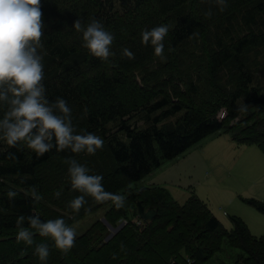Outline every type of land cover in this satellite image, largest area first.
Returning a JSON list of instances; mask_svg holds the SVG:
<instances>
[{
    "label": "trees",
    "instance_id": "1",
    "mask_svg": "<svg viewBox=\"0 0 264 264\" xmlns=\"http://www.w3.org/2000/svg\"><path fill=\"white\" fill-rule=\"evenodd\" d=\"M41 10L39 51L43 56L45 95L50 101L60 97L68 103L78 133L99 132L106 140L109 131L105 126L119 122L117 130L128 143L111 135L103 144L100 160L94 159L89 170L90 174L103 176L105 191L109 192L107 184H114L113 189L119 192L125 188L130 203L119 209L114 205L104 215L111 225L117 219L126 220L125 228L105 244L101 240L104 230L96 222L90 232L94 244L88 240L78 256L72 250L62 252L50 237L35 232L32 245L18 242V217L26 218L24 227H28L27 217L32 215L46 220L32 195L34 190L40 191L41 167L56 157L65 159L77 153L53 148L37 156L23 144L9 147L1 142L0 264H145L151 254L162 264H209L224 251L223 245L240 252L233 264H264V237L253 236L240 219L230 217L232 228L226 230L195 196L180 205L164 189L135 187L164 161L177 158L220 131L229 133L237 143L257 146L264 153V95L250 87L252 76L243 62V54L249 49L260 47L264 52V33L229 44L219 38L221 27L215 26L218 30L214 42L206 49L208 72L215 78L225 65L233 63L235 92L209 101H198V90L190 78L192 68L183 72L185 58L181 54L184 46L195 45L191 43L199 33H205L203 39L209 45L211 39L205 28L216 19L217 23L224 19L225 35H229L228 25L238 15L247 27L255 25L257 18L264 15V0H226L223 6L217 0H41ZM93 18L114 36L112 55L107 60L91 55L83 47L82 33L73 27L77 19L86 25ZM162 24L169 29L163 41V59L154 55L152 46L142 44L140 36L142 30ZM124 49L134 54L132 59L123 55ZM240 98H244V105L238 104ZM245 105L257 111L250 124L244 120L237 126H228L243 113L240 108ZM221 107L227 108L223 121L217 117ZM182 112L184 116L176 124H161ZM137 115L144 116V128L127 124ZM9 191L16 196L9 198ZM85 201L88 206L96 202L87 195ZM242 201L264 215L263 203L253 198ZM137 203L145 210L156 211L154 219L141 220L137 225ZM164 210L170 216L175 211L178 217L171 219L172 225H167L162 237L160 226H153ZM182 215L187 217L184 223H178ZM194 220L200 222L204 234L193 233ZM206 238L212 241L208 246ZM40 239L49 252L54 251L48 255V263L35 254ZM162 239L168 243L167 248Z\"/></svg>",
    "mask_w": 264,
    "mask_h": 264
},
{
    "label": "clouds",
    "instance_id": "2",
    "mask_svg": "<svg viewBox=\"0 0 264 264\" xmlns=\"http://www.w3.org/2000/svg\"><path fill=\"white\" fill-rule=\"evenodd\" d=\"M217 2L221 6L226 4V0ZM42 15L41 0H0V109H4L0 115V141L9 147L23 144L37 156L53 148L95 154L103 147L104 140L94 133H77L68 103L60 97L50 101L45 95L43 56L39 51ZM73 27L82 33L83 47L91 55L102 60L112 55L114 36L98 19L93 18L86 25L77 19ZM168 31V26L163 24L144 29L140 33L141 43L152 46L154 55L163 59V41ZM123 55L132 59L134 54L124 49ZM240 111H246V105ZM67 171L71 188L84 194L68 202L72 210L78 212L84 206L85 195L98 202L110 200L118 209L124 206V195L105 191L102 175L90 174L75 159L69 161ZM32 195L36 201L41 199L35 190ZM55 195L58 197L60 193ZM7 196L12 198L16 193L9 191ZM25 219L24 216L17 218L18 242L32 245L35 232L50 237L62 252L73 247L76 231L63 218L42 221L39 215H32L27 217L28 227L23 226ZM35 254L40 261H46L49 249L44 244L36 245Z\"/></svg>",
    "mask_w": 264,
    "mask_h": 264
},
{
    "label": "rangeland",
    "instance_id": "3",
    "mask_svg": "<svg viewBox=\"0 0 264 264\" xmlns=\"http://www.w3.org/2000/svg\"><path fill=\"white\" fill-rule=\"evenodd\" d=\"M223 21L224 19L221 18L219 20V23H217V19L215 21L209 22L207 24V28H205V32L209 35L211 39V43L206 46L205 44V33H199L195 36L194 42L191 44L195 45H186L181 49V54L183 58H185V64H182L183 72H188L191 69V81L194 82L196 85V88L198 90V101H209L210 99L219 98L222 95H232L235 91L234 88H232V80L236 75V67L233 63L227 64L223 67L222 71L218 74L217 77L212 78L208 72V55L206 49L211 48V44L214 42V36L217 34V27H221L220 30V39L228 42L231 44L232 42H236L239 39L250 37V35L254 34H263L264 33V15H261L257 18L256 24L247 27L242 19V16L238 15L234 18L231 25H228L229 28V35H225L223 33V30L225 27H223ZM228 38H227V37ZM204 38V39H203ZM230 38V39H229ZM189 47V49H188ZM191 53H188L190 52ZM185 52V53H184ZM243 62L245 64V69L247 72H249L252 76V83L250 85L251 88H254L259 94L264 95V52L260 47H255L252 49H249L245 51L243 54ZM191 65V67H189ZM249 87V88H250ZM195 97V96H193ZM239 105H244V98H240L238 101ZM226 107H221L218 111V119L220 121H223L225 118L224 112L226 113ZM264 109V107H263ZM4 109H0V115L3 114ZM257 114V111L254 110V108L248 106L246 107V111H243L242 114H239L234 120H231L228 123V126H237L240 123H243V121H247L250 124V121L253 117H255ZM184 116V112L179 113L173 117H170L166 120H164L161 124H176V122L181 119ZM128 125H136V127H139V129L144 128L147 124L145 123L144 116L143 115H137L132 122H128ZM118 125L119 122L116 120L112 123H109L107 126H105V130H108L109 133L106 135L108 138L104 140V144L106 142L108 143V140L112 137L111 135L115 134L120 140L125 141L128 143V140H126L123 133L118 132ZM79 131H77L78 133ZM233 132V131H232ZM98 136H100V133H94ZM233 135V134H232ZM101 137V136H100ZM110 137V138H109ZM102 138V137H101ZM103 139V138H102ZM3 141H0V143ZM105 150V149H104ZM103 147L95 154H88L86 152H80L74 155L70 158H54L52 159L48 164L41 167V170L39 171V181L40 185L38 192H36L41 199L38 201L39 207L41 208L42 217L46 220H54L57 218H63L65 223L73 227L76 231V239L74 241L73 247L70 249L73 251L74 256H78L81 248L88 244V240H90L93 244V238L90 236V232L92 230V227L97 222L101 229H103V236L101 237V240H103V243L107 244L110 242V240L116 236L119 232H121L125 228V224H123L124 219L116 221H113V225L111 227L113 229H116L115 232L111 234L112 231H110L109 228H107L106 224L103 222H107L104 215L105 212L112 209L114 206V203L110 200L104 201V202H98L96 201L92 205L84 204L81 209L76 212L73 211L69 206L68 202L74 199L76 196L84 195L83 193H80L76 190H73L70 185V180L68 176V167H69V161L75 159L79 163L85 165L88 169L92 168V161L94 159H97V161L100 160L101 153L104 152ZM257 150V149H256ZM254 177V179L257 180V185L259 186L258 189L252 190L255 193V197H247V198H254L255 200L261 202L264 204V167L260 173L255 175H250L248 178V184L250 185V180ZM112 179V178H111ZM117 184V183H116ZM145 184L144 182H138L135 187H143ZM217 185H220L217 183ZM108 191L115 194H120L125 196V203L124 205L130 203V198L128 199L129 192L126 191L125 188H122V190L115 191L114 184L109 185ZM105 187V186H104ZM138 190H135L137 192ZM59 192L60 195L57 197L55 193ZM126 192V193H124ZM215 195L211 196L208 200V203L210 205L215 206L218 212H216L219 217L222 220H218L221 225L226 229L230 230L232 228V223L230 221V217H236L240 219L244 224L247 226V229L249 232L256 237H264V215L257 211L253 206L244 203L241 207L238 206H227L223 205L222 207H219L218 204L214 203ZM182 204V203H179ZM227 211L228 215L224 214ZM173 216L167 212L162 211L161 212V219L158 221L153 228L158 229L160 226V233L161 236L163 235V230L167 228V225H172L171 219H174L176 216L178 217L177 212H172ZM187 217V215H182V217L178 218V223H181V221L184 223V218ZM216 217V216H215ZM105 219V220H104ZM175 220V219H174ZM171 221V222H170ZM115 222V223H114ZM194 229L193 233L198 236V234L203 233L200 230V222L197 220H194ZM106 231V232H105ZM204 234V233H203ZM111 235V236H109ZM172 240V239H171ZM163 242V246L165 248L168 247V243L165 241V239L161 240ZM198 241V240H197ZM206 244L203 246H208L210 243H212L211 239L206 238L205 239ZM98 241H96L97 243ZM199 245H202V241H198ZM37 244H42L41 239L37 240ZM15 245V244H14ZM95 246L98 248L99 245ZM216 246V243L213 245ZM95 248V247H94ZM216 248V247H215ZM224 251L220 253L212 262L209 264H233L234 259L237 255H239V251L234 248H228L226 245H223ZM51 252L54 253V251L51 249ZM49 252V253H51ZM55 254H53L54 256ZM152 255L147 257V262L145 264H162L163 262H160L159 259L153 258ZM54 260V258H52ZM50 260H46L48 263ZM169 264V261H168Z\"/></svg>",
    "mask_w": 264,
    "mask_h": 264
},
{
    "label": "crops",
    "instance_id": "4",
    "mask_svg": "<svg viewBox=\"0 0 264 264\" xmlns=\"http://www.w3.org/2000/svg\"><path fill=\"white\" fill-rule=\"evenodd\" d=\"M263 167L264 153L257 146L239 144L229 133L220 131L177 158L164 161L140 182L146 188L164 189L180 205L195 196L216 219L222 220L217 208L208 203L210 197L215 195L214 203L219 207H241L242 200L255 197L252 190L259 188L254 177L248 184L249 176H256ZM224 214L228 215L227 211Z\"/></svg>",
    "mask_w": 264,
    "mask_h": 264
},
{
    "label": "water",
    "instance_id": "5",
    "mask_svg": "<svg viewBox=\"0 0 264 264\" xmlns=\"http://www.w3.org/2000/svg\"><path fill=\"white\" fill-rule=\"evenodd\" d=\"M137 214H138L139 219L145 222H148L154 219V217L156 216V211L151 210V209L145 210L144 207L140 203H137ZM103 222L106 224L107 228H109L110 231H112L111 234L116 231V229H113L111 225H109L107 222L105 221Z\"/></svg>",
    "mask_w": 264,
    "mask_h": 264
},
{
    "label": "built area",
    "instance_id": "6",
    "mask_svg": "<svg viewBox=\"0 0 264 264\" xmlns=\"http://www.w3.org/2000/svg\"><path fill=\"white\" fill-rule=\"evenodd\" d=\"M223 115H226V113L224 112ZM104 220H105V219H104ZM107 223H108V222H107ZM141 223H142V221H141V219H139V220L137 221V225H140ZM123 224H126V221H124Z\"/></svg>",
    "mask_w": 264,
    "mask_h": 264
}]
</instances>
